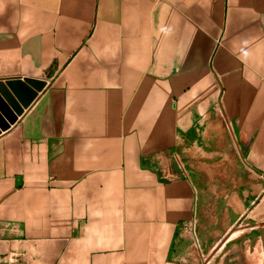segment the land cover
<instances>
[{"label":"crops","instance_id":"0c3cea01","mask_svg":"<svg viewBox=\"0 0 264 264\" xmlns=\"http://www.w3.org/2000/svg\"><path fill=\"white\" fill-rule=\"evenodd\" d=\"M11 79L44 86L0 133V264H223L204 197L264 221V0H0Z\"/></svg>","mask_w":264,"mask_h":264},{"label":"rangeland","instance_id":"374dc122","mask_svg":"<svg viewBox=\"0 0 264 264\" xmlns=\"http://www.w3.org/2000/svg\"><path fill=\"white\" fill-rule=\"evenodd\" d=\"M257 177V184L260 183ZM222 184V183H218ZM224 185V183H223ZM222 201L229 202L228 207H238V199L231 197H204L205 216L210 221L218 218L217 226L222 227L223 237L212 249L211 253L223 255V264H264V221L246 220L245 217L231 220L230 215L221 214ZM207 208V209H206ZM221 217L224 219L221 221ZM235 217V215H232ZM214 219V220H215ZM3 264V263H2ZM4 264H40L15 258ZM222 264V263H220Z\"/></svg>","mask_w":264,"mask_h":264},{"label":"water","instance_id":"95a60500","mask_svg":"<svg viewBox=\"0 0 264 264\" xmlns=\"http://www.w3.org/2000/svg\"><path fill=\"white\" fill-rule=\"evenodd\" d=\"M43 86L44 82L35 79H26V82L17 79L8 80L7 83L0 81L1 94L10 106L0 99V109L3 112L0 115V133L17 121L18 116L29 107Z\"/></svg>","mask_w":264,"mask_h":264}]
</instances>
